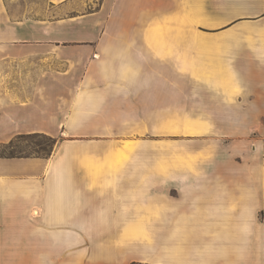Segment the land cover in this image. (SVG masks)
Here are the masks:
<instances>
[{
	"label": "crops",
	"instance_id": "0c3cea01",
	"mask_svg": "<svg viewBox=\"0 0 264 264\" xmlns=\"http://www.w3.org/2000/svg\"><path fill=\"white\" fill-rule=\"evenodd\" d=\"M45 1L79 14L0 0V147L56 140L0 155V264H264L263 142L183 163L133 138L151 116L264 117V0ZM183 81L207 97L186 114Z\"/></svg>",
	"mask_w": 264,
	"mask_h": 264
},
{
	"label": "rangeland",
	"instance_id": "374dc122",
	"mask_svg": "<svg viewBox=\"0 0 264 264\" xmlns=\"http://www.w3.org/2000/svg\"><path fill=\"white\" fill-rule=\"evenodd\" d=\"M3 2L8 12L16 18L42 20L51 17H72L79 14L78 2H73L70 8L63 10L55 3V7H52L45 0H3ZM98 4V1H91L85 9L90 11L92 8H97ZM181 88L183 90L181 101L178 100L176 106L177 109L180 107L183 114L189 113L190 109L193 110L191 105H195L194 97L199 105L204 104L207 99L206 94L204 96L189 95L186 91L191 88L185 85L184 81ZM169 109H173V102L167 103V113ZM224 113L230 116L206 118H157L151 116L149 133L134 134L133 138L149 140V156L151 158H157L159 148H161L165 157L175 156L182 159L183 163L187 158L208 160L230 158L236 163L241 161L245 154L252 152L256 143H264V117L234 116L240 113L237 107L230 108L228 112ZM247 113L252 112L247 111ZM54 148L55 145L46 136H24L15 140L11 146L0 147V155L45 154L52 152ZM122 156L125 157V155ZM162 156L164 155L162 154Z\"/></svg>",
	"mask_w": 264,
	"mask_h": 264
},
{
	"label": "trees",
	"instance_id": "16d2710c",
	"mask_svg": "<svg viewBox=\"0 0 264 264\" xmlns=\"http://www.w3.org/2000/svg\"><path fill=\"white\" fill-rule=\"evenodd\" d=\"M32 136H41V135H32ZM48 139L51 140L54 145H56V140L55 139L50 138V137H48ZM9 145L11 146L12 143L9 144ZM50 154H51V152H48V153H45V154L36 153V154H33V155H35V156L48 157ZM7 156H12L13 157V156H27V155H7ZM132 264H137V263H132Z\"/></svg>",
	"mask_w": 264,
	"mask_h": 264
}]
</instances>
